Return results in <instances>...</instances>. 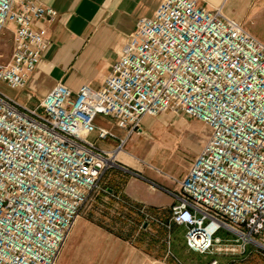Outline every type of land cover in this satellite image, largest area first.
<instances>
[{
  "label": "built area",
  "instance_id": "2783aa9c",
  "mask_svg": "<svg viewBox=\"0 0 264 264\" xmlns=\"http://www.w3.org/2000/svg\"><path fill=\"white\" fill-rule=\"evenodd\" d=\"M56 15L38 0H0V34L15 25L0 80L27 84L46 47L34 23ZM166 110L203 121L211 133L174 178L179 202L160 223L184 225L188 246L199 252L244 254L253 245L264 254V41L221 7L162 0L138 19L99 88L84 83L74 93L57 82L33 108L0 90V264H57L126 141L106 150L87 139L94 130L113 135L96 115L131 134L145 115ZM117 197L144 220H158Z\"/></svg>",
  "mask_w": 264,
  "mask_h": 264
},
{
  "label": "crops",
  "instance_id": "0c3cea01",
  "mask_svg": "<svg viewBox=\"0 0 264 264\" xmlns=\"http://www.w3.org/2000/svg\"><path fill=\"white\" fill-rule=\"evenodd\" d=\"M161 1L38 0L57 10L53 19L34 23L46 42L41 59L24 87L0 80V90L33 108L57 82L74 93L84 83L99 88L138 19L152 16ZM198 1L211 9L221 7L224 14L240 22L243 16L257 20L261 15L264 20V0ZM6 29L12 33L15 25L9 23ZM95 123L113 133L101 138L96 130L89 132L87 139L97 147L113 150L121 139L126 141L116 163L101 177L105 189L83 207L57 264H209L213 259L218 264H264V254L253 245L244 254L199 252L188 246L184 225L172 222L168 228L160 223L169 219L172 206L179 202L175 196L179 184L174 178L187 172L165 167L178 155L174 150L178 131L161 132L158 119L150 115L142 118L141 131L131 134L109 116L96 115ZM152 132L162 133L170 149L165 152L160 142L150 140ZM117 196L145 206L158 220H144ZM222 230L227 233L222 238L231 237Z\"/></svg>",
  "mask_w": 264,
  "mask_h": 264
},
{
  "label": "rangeland",
  "instance_id": "374dc122",
  "mask_svg": "<svg viewBox=\"0 0 264 264\" xmlns=\"http://www.w3.org/2000/svg\"><path fill=\"white\" fill-rule=\"evenodd\" d=\"M246 17L247 16H243L241 21L244 26L264 40V20L262 16L258 15L257 20L255 19V16H252L249 20H247ZM12 39V33L9 29H5L4 32L0 34V61L2 62H7L11 56L13 47ZM151 117L158 119L160 123V127L158 129H160L161 132L164 129H167L170 132L178 131V139L174 144V150L178 152V155H176V158L174 161H172L173 164L170 163L165 166L166 169H188L190 162L201 150L207 138L209 137L211 128L203 121L195 117L187 116L181 111L166 110L156 116ZM150 140L160 142L162 146L161 149L165 147V152L168 150V148L170 149V147H166L169 142H167V138L163 137L162 133L153 134L152 132ZM96 195L98 194L93 195L92 198H94ZM216 234L224 237L227 233L222 229H219ZM191 255L195 258L201 257V255L196 253H191Z\"/></svg>",
  "mask_w": 264,
  "mask_h": 264
}]
</instances>
